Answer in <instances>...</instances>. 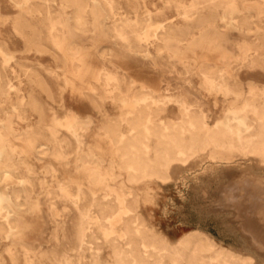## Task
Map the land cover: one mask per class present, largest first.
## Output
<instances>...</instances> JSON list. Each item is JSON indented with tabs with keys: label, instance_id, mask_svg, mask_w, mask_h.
Masks as SVG:
<instances>
[{
	"label": "rangeland",
	"instance_id": "rangeland-1",
	"mask_svg": "<svg viewBox=\"0 0 264 264\" xmlns=\"http://www.w3.org/2000/svg\"><path fill=\"white\" fill-rule=\"evenodd\" d=\"M262 136L264 0H0V264H264Z\"/></svg>",
	"mask_w": 264,
	"mask_h": 264
},
{
	"label": "bare ground",
	"instance_id": "bare-ground-1",
	"mask_svg": "<svg viewBox=\"0 0 264 264\" xmlns=\"http://www.w3.org/2000/svg\"><path fill=\"white\" fill-rule=\"evenodd\" d=\"M97 4H100V3H97ZM100 5H103V3ZM102 9L104 10V7L101 8V10ZM106 29H108V28H106ZM142 58H143L142 60L144 61V57H142ZM263 140H264V137H263ZM258 142H261V141H258ZM256 143H257V140H256ZM256 143L252 149L250 148V150H252L251 154H252L253 158L257 160V162L264 165V144L263 143H257L256 144ZM132 160H133V158L130 159V161H132ZM168 163H170V162H168ZM259 163H258V167H259ZM138 164H140V163H138ZM143 165L144 164L142 163V166ZM166 165H167V163H166ZM255 165L257 166V164H255ZM140 167H141V165H140ZM228 169H229V167L227 168V170ZM237 169L233 170L230 173L229 182L224 184L225 186L221 187L220 191H221L222 201L225 203V207L227 209H229L230 211H232L230 213H233L235 223H238L237 225L239 227H241V228L243 227L242 233L247 236L249 247L252 248V250L264 262V174H262L263 176L260 174L258 175L250 167H245V166L242 168L239 167L238 170ZM228 172H230V170L227 171L226 173L228 174ZM159 175L160 176L158 178L160 179L161 174L159 173ZM162 179H163V177H162ZM166 179H167V177H166ZM0 196H2V195H0ZM233 196L237 197V199L235 200L233 198ZM135 199L136 198L134 197L133 200H135ZM125 202H126V200H125ZM110 206H112V205H110ZM114 206H116V205H114ZM109 207H108V209H109ZM131 207H133V206H131ZM134 207H136V206L134 205ZM110 208L114 209L112 207H110ZM133 208H130V209H133ZM135 211H136V209H135ZM237 225H236V227H237ZM154 238H155V236H154ZM145 239H146V236H145ZM147 242L152 245V243H150L151 240H150V242L149 241H147ZM155 243H154V245H155ZM158 245L161 246L160 244H157V246ZM162 249H165V248L163 247V248H161V250Z\"/></svg>",
	"mask_w": 264,
	"mask_h": 264
}]
</instances>
